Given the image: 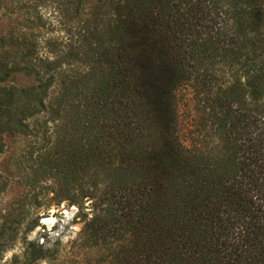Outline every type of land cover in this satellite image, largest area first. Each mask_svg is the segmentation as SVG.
<instances>
[{
    "label": "trees",
    "instance_id": "1",
    "mask_svg": "<svg viewBox=\"0 0 264 264\" xmlns=\"http://www.w3.org/2000/svg\"><path fill=\"white\" fill-rule=\"evenodd\" d=\"M46 2L0 0V156L47 115L30 184L53 179L79 212L90 201L78 250L264 264V0H54V22ZM54 23L67 36H47ZM56 253L29 242L25 264Z\"/></svg>",
    "mask_w": 264,
    "mask_h": 264
},
{
    "label": "rangeland",
    "instance_id": "2",
    "mask_svg": "<svg viewBox=\"0 0 264 264\" xmlns=\"http://www.w3.org/2000/svg\"><path fill=\"white\" fill-rule=\"evenodd\" d=\"M56 4L47 0L42 6L44 15L54 22L52 11ZM1 15V13H0ZM18 12L13 13L16 18ZM47 36L61 38L67 36L64 29L54 25L47 31ZM189 91L183 92L182 130L183 142H190L186 131L191 129L189 120L194 117L193 105ZM32 132L29 135L4 136L5 151L0 156V175L7 182L6 190L0 196V240L13 237V242L0 254V264H25V248L29 242L41 244L45 248L56 250L53 259L36 261L31 264H90L94 263L97 252L86 249L78 250L76 241L85 224L83 213L91 217L90 201L84 200L85 209L68 201L58 203L55 195L56 184L53 179L30 184L33 170L43 139L52 135L53 128L47 122V115L42 113L29 121Z\"/></svg>",
    "mask_w": 264,
    "mask_h": 264
}]
</instances>
